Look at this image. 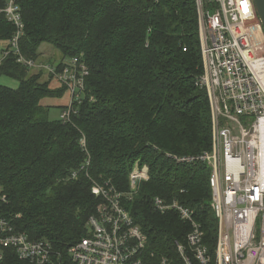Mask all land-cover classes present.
<instances>
[{
  "label": "trees",
  "instance_id": "trees-1",
  "mask_svg": "<svg viewBox=\"0 0 264 264\" xmlns=\"http://www.w3.org/2000/svg\"><path fill=\"white\" fill-rule=\"evenodd\" d=\"M9 0H0V9ZM24 23L20 50L37 60L52 44L89 68L86 92L71 121L49 119L45 97H60L11 53L0 73L20 81L0 84V214L15 219L32 239L59 251L54 264H76L70 247L89 234L88 221L103 203L94 182L111 184L121 204L148 237L146 253L179 260L175 241L186 243L191 224L176 211L156 209L154 198L178 200L195 210L214 249L217 218L211 206V167L177 161L211 148V111L203 72L197 0H18ZM16 26L0 12V41ZM3 50V49H2ZM66 106H64L65 108ZM85 137V147L81 139ZM139 162L149 180L132 192ZM3 264H31L8 250Z\"/></svg>",
  "mask_w": 264,
  "mask_h": 264
},
{
  "label": "built area",
  "instance_id": "built-area-1",
  "mask_svg": "<svg viewBox=\"0 0 264 264\" xmlns=\"http://www.w3.org/2000/svg\"><path fill=\"white\" fill-rule=\"evenodd\" d=\"M197 5L203 64L198 84L210 102L211 148L175 159L202 160L211 167V206L217 218L214 249L205 242L194 209L157 196L156 209L176 211L191 230L186 243L175 241L178 262L155 252L148 255V237L121 204L123 194L111 184L94 182V194L104 201L88 221L89 234L68 250L76 264H264V30L253 0H197ZM3 11L16 31L2 50L0 64L14 53L29 68L47 69L70 92L61 119L71 121L86 92L88 66L78 56L57 65L27 59L20 50L24 23L18 0H9ZM81 143L85 147V137ZM149 178V168L137 162L130 174L132 192ZM1 200L6 196L0 191ZM15 219L0 214V264L8 250L31 264L59 260L51 241L18 231Z\"/></svg>",
  "mask_w": 264,
  "mask_h": 264
},
{
  "label": "rangeland",
  "instance_id": "rangeland-1",
  "mask_svg": "<svg viewBox=\"0 0 264 264\" xmlns=\"http://www.w3.org/2000/svg\"><path fill=\"white\" fill-rule=\"evenodd\" d=\"M6 46H7L6 41H0V57L2 54V49L5 48ZM61 59H62L61 51L56 47H54L52 44L48 42H44L40 46V55L39 58L36 60V62L40 64L57 65ZM33 69H35V71H42L45 73L43 74L44 76H42V80L50 79L51 73H49L47 69L45 68H33ZM0 84L16 88L19 86L20 81L17 80L16 78L0 73ZM59 86H60V82L56 78L51 80L52 88ZM69 102H70V93L68 90L65 91L64 94L60 97H45L42 100V103L50 108L49 119L51 120L59 119L64 109V106L68 105Z\"/></svg>",
  "mask_w": 264,
  "mask_h": 264
},
{
  "label": "water",
  "instance_id": "water-1",
  "mask_svg": "<svg viewBox=\"0 0 264 264\" xmlns=\"http://www.w3.org/2000/svg\"><path fill=\"white\" fill-rule=\"evenodd\" d=\"M253 3L264 30V0H253Z\"/></svg>",
  "mask_w": 264,
  "mask_h": 264
},
{
  "label": "bare ground",
  "instance_id": "bare-ground-1",
  "mask_svg": "<svg viewBox=\"0 0 264 264\" xmlns=\"http://www.w3.org/2000/svg\"><path fill=\"white\" fill-rule=\"evenodd\" d=\"M67 90H68V88H67ZM68 91H69V90H68ZM69 93H70V92H69ZM64 109H65V108H64ZM64 109H63V111H64ZM63 111H62V113H63ZM60 118H61V116H60ZM0 191H1V193H3L1 189H0Z\"/></svg>",
  "mask_w": 264,
  "mask_h": 264
}]
</instances>
